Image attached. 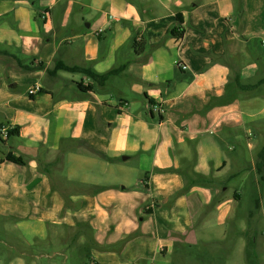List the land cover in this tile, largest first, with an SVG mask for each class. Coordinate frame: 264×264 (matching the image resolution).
Returning a JSON list of instances; mask_svg holds the SVG:
<instances>
[{"label":"crops","instance_id":"1","mask_svg":"<svg viewBox=\"0 0 264 264\" xmlns=\"http://www.w3.org/2000/svg\"><path fill=\"white\" fill-rule=\"evenodd\" d=\"M2 127L7 264H264V0H0Z\"/></svg>","mask_w":264,"mask_h":264},{"label":"rangeland","instance_id":"2","mask_svg":"<svg viewBox=\"0 0 264 264\" xmlns=\"http://www.w3.org/2000/svg\"><path fill=\"white\" fill-rule=\"evenodd\" d=\"M252 131L254 132V134L258 135V132L252 129ZM259 141L261 142L259 146H261V144H264V136L259 134ZM257 142V141H256ZM259 144V143H258ZM260 148V147H258ZM253 153L257 152L256 151H252ZM242 205L244 207H248L250 205V200L249 197L246 196L245 198L242 199ZM18 232L13 228L12 224L7 225L5 221H3L2 219H0V264H7V254L10 256H16L17 254V250L14 247V244L16 243L15 239L17 237ZM212 243L208 244V243H203L200 246L194 248L191 252H187V250H181V253L177 254L178 256L175 257L173 259V264H210V261L208 260L209 257L214 256V262L212 264H223L224 260H225V256L226 253L223 252V250H220L217 252V250L215 248L211 249ZM224 245L223 242H221V246ZM224 247L222 246V249ZM5 252H7V254L5 255ZM190 254H196L197 259H199L197 261L196 260H192L191 261V256ZM190 256V257H189ZM202 256V257H201ZM203 258V259H201ZM4 260V261H3ZM28 263V262H27ZM44 263V262H42Z\"/></svg>","mask_w":264,"mask_h":264},{"label":"trees","instance_id":"3","mask_svg":"<svg viewBox=\"0 0 264 264\" xmlns=\"http://www.w3.org/2000/svg\"><path fill=\"white\" fill-rule=\"evenodd\" d=\"M176 20H177V23H178V27L177 28H172L168 31L167 33V36L169 37H173V38H176V39H181L182 36H183V29L181 27V24H182V20L180 18V15H177L176 16ZM44 67L43 65H36V66H21V70L23 72H32V71H38V70H43ZM59 70H62V71H67V72H70V73H80V74H83L85 76H88L91 78V80L93 81V83H95L96 85L98 86H103L109 78H111L112 76H115L117 75L120 71L119 70H111V71H108L106 73H103V74H98L96 72H94L92 69L90 68H81V67H77V66H72V67H69V66H65V65H59L57 64L55 66V68L53 69V71H51L50 73L51 74H56L57 71ZM77 87L79 88L80 91L82 92H90L91 91V88L90 87H83L81 84H77ZM239 87L243 90H251L253 89L254 87L252 86H240ZM162 117V116H160ZM18 133V131L16 129H14L13 131H9L8 132V137H12V136H16ZM260 157H263L264 158V147L260 153ZM5 160L7 162H11V163H14V164H17V165H20V166H23L24 165V162L19 159V158H15L11 155H7ZM196 183H204V179L200 178L198 181H196Z\"/></svg>","mask_w":264,"mask_h":264},{"label":"built area","instance_id":"4","mask_svg":"<svg viewBox=\"0 0 264 264\" xmlns=\"http://www.w3.org/2000/svg\"><path fill=\"white\" fill-rule=\"evenodd\" d=\"M46 16H47L46 14L41 15V19L44 20ZM183 68H184V67H183ZM37 92H38L37 89L34 88V89L29 90L28 94H29V95H35V94H37ZM151 109H152L153 112H156V113L159 114L160 116H162V115L164 114V109H163L160 105L152 104V105H151ZM9 131H10V130L7 129L6 127H2V128L0 129V135H1L4 139H7V136H8V132H9Z\"/></svg>","mask_w":264,"mask_h":264}]
</instances>
